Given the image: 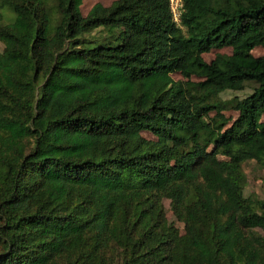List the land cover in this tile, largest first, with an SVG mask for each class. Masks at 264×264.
Returning a JSON list of instances; mask_svg holds the SVG:
<instances>
[{
    "label": "trees",
    "instance_id": "1",
    "mask_svg": "<svg viewBox=\"0 0 264 264\" xmlns=\"http://www.w3.org/2000/svg\"><path fill=\"white\" fill-rule=\"evenodd\" d=\"M179 4L0 0V264H264V0Z\"/></svg>",
    "mask_w": 264,
    "mask_h": 264
},
{
    "label": "rangeland",
    "instance_id": "2",
    "mask_svg": "<svg viewBox=\"0 0 264 264\" xmlns=\"http://www.w3.org/2000/svg\"><path fill=\"white\" fill-rule=\"evenodd\" d=\"M116 0H83V6H82V11L84 14L87 13V11L90 9V7L94 3H101L104 7H108L111 3H113ZM172 1V7L174 10V16L175 20L177 21L178 18V0H171ZM217 54H225V55H230L231 54V49L230 48H223L220 50L213 49L209 53L204 54L202 57L206 62H210L214 59V57ZM252 55L255 57H260L264 56V50L262 48H255L252 51ZM174 80H181L182 78L178 75L175 74L172 76ZM193 81H198V80H193ZM253 85L248 84L245 86V88L241 91H224L220 93L217 97L218 100L220 101H228L233 98H238V99H244L248 95L251 94L252 92ZM213 113L210 115L212 116ZM223 115L225 118L230 120L231 122L234 121L238 115L237 112L233 110H226L223 112ZM230 122V123H231ZM229 123V124H230ZM243 171L246 175L247 178V185L244 189V195L249 196V195H256L258 198L264 200V171L255 163V161H247L243 164ZM163 205L166 210V216L169 222H173L174 225L179 228V231L182 232L183 230V225L176 221L170 212V202L169 200H164Z\"/></svg>",
    "mask_w": 264,
    "mask_h": 264
},
{
    "label": "built area",
    "instance_id": "3",
    "mask_svg": "<svg viewBox=\"0 0 264 264\" xmlns=\"http://www.w3.org/2000/svg\"><path fill=\"white\" fill-rule=\"evenodd\" d=\"M170 2H171V9H172V11H173V14H174V10H173V7H172V1L170 0ZM178 3H179V0H178ZM180 5L178 4V7H179ZM178 7H177V9H178ZM175 17V16H174Z\"/></svg>",
    "mask_w": 264,
    "mask_h": 264
},
{
    "label": "clouds",
    "instance_id": "4",
    "mask_svg": "<svg viewBox=\"0 0 264 264\" xmlns=\"http://www.w3.org/2000/svg\"><path fill=\"white\" fill-rule=\"evenodd\" d=\"M179 2H180V0H179ZM180 5V4H179ZM170 8H171V2H170ZM179 8V7H178ZM178 10V9H177ZM171 11H172V9H171ZM172 13H173V11H172ZM178 15H179V11H178ZM173 16H174V14H173ZM174 20H175V17H174ZM176 21V20H175ZM177 21H178V18H177Z\"/></svg>",
    "mask_w": 264,
    "mask_h": 264
}]
</instances>
